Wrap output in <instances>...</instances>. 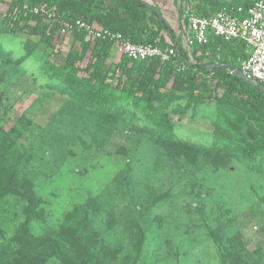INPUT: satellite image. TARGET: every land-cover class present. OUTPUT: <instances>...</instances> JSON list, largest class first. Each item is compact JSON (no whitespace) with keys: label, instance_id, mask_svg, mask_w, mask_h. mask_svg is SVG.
I'll return each mask as SVG.
<instances>
[{"label":"rangeland","instance_id":"1","mask_svg":"<svg viewBox=\"0 0 264 264\" xmlns=\"http://www.w3.org/2000/svg\"><path fill=\"white\" fill-rule=\"evenodd\" d=\"M145 1L166 4L175 27L169 0ZM69 45L51 57L37 39L0 32V166L16 164L0 200V264L13 262L20 227L30 243L54 237L70 264L82 257L62 227L88 238L83 264H264V163L232 150L264 141V120L214 100L155 113L85 106L50 84ZM32 264L68 263L50 249Z\"/></svg>","mask_w":264,"mask_h":264},{"label":"trees","instance_id":"2","mask_svg":"<svg viewBox=\"0 0 264 264\" xmlns=\"http://www.w3.org/2000/svg\"><path fill=\"white\" fill-rule=\"evenodd\" d=\"M199 1L203 7L197 6L195 13L206 17L210 16L207 6L218 12L228 5H249L246 0ZM0 4L4 6L0 10L1 33L37 39L51 57L61 56L63 44L70 40L61 63L54 65L60 74L51 78L50 84L57 85L55 82L60 81L57 87L60 92L85 106L101 110L132 105L142 112L155 113L178 100L186 103L214 100L239 111L248 120H264V86L258 83L259 89L240 73V63L247 57L241 42L212 38L205 45H194L188 53L158 8L143 0H0ZM79 23L119 34L124 41L134 44L173 48L174 55L164 61L160 57L140 62L124 56L112 59L114 41L92 38ZM84 89L92 97L86 98ZM157 126L159 138L172 137L169 125ZM258 140L252 138L245 146L232 148L240 162L250 167L264 163V141ZM15 167V163L0 166V200L12 188ZM59 234L63 242L81 255L83 264V259L90 255L83 244L88 238L77 228L62 227ZM15 241L18 249L11 264H32L50 249L70 264L54 237L30 243L20 227Z\"/></svg>","mask_w":264,"mask_h":264},{"label":"built area","instance_id":"3","mask_svg":"<svg viewBox=\"0 0 264 264\" xmlns=\"http://www.w3.org/2000/svg\"><path fill=\"white\" fill-rule=\"evenodd\" d=\"M246 1L249 3L247 7L228 5L208 17L185 9L182 16L185 50L189 53L194 45H205L217 37L224 41L241 42L247 54L240 63L241 76L264 86V0ZM79 26L85 28L92 38L114 41L113 49L131 61L140 62L152 57H160L164 61L174 55L173 48L134 44L107 30L93 29L83 23Z\"/></svg>","mask_w":264,"mask_h":264},{"label":"crops","instance_id":"4","mask_svg":"<svg viewBox=\"0 0 264 264\" xmlns=\"http://www.w3.org/2000/svg\"><path fill=\"white\" fill-rule=\"evenodd\" d=\"M143 1L146 2L145 0H143ZM169 2L172 4V6H171L172 23H174V25H175V27L171 26V29L173 30L176 38L180 41L181 46L185 49V47H186V35H185V31H184L183 26H182V24H183L182 23L183 12L185 11V9L186 10L190 9L191 11L195 12V9L197 8V6L203 7V5L199 0H169ZM146 3L156 6L158 8V10L160 11L161 17L165 20L163 10H165L166 4L162 5V8H161V6L159 4H158L159 5L158 6L157 4H154L151 2H146ZM207 7H205V9L206 10L208 9V14L212 15V14L216 13V12H213L215 10V7H210V8H207ZM119 56H120L119 53H117L113 49L112 50V59H117V58H119Z\"/></svg>","mask_w":264,"mask_h":264},{"label":"water","instance_id":"5","mask_svg":"<svg viewBox=\"0 0 264 264\" xmlns=\"http://www.w3.org/2000/svg\"><path fill=\"white\" fill-rule=\"evenodd\" d=\"M254 85H256L257 86V84L256 83H253ZM258 87V86H257ZM259 89H260V87H258Z\"/></svg>","mask_w":264,"mask_h":264}]
</instances>
